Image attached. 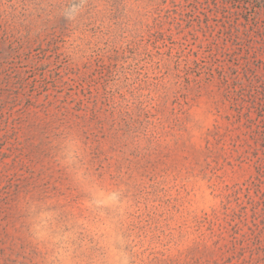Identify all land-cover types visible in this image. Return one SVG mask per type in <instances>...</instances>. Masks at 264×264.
I'll return each mask as SVG.
<instances>
[{"label":"rangeland","instance_id":"374dc122","mask_svg":"<svg viewBox=\"0 0 264 264\" xmlns=\"http://www.w3.org/2000/svg\"><path fill=\"white\" fill-rule=\"evenodd\" d=\"M0 264H264V0H0Z\"/></svg>","mask_w":264,"mask_h":264}]
</instances>
